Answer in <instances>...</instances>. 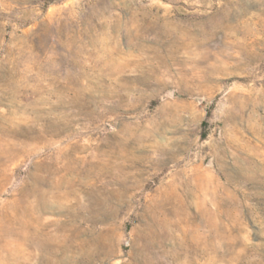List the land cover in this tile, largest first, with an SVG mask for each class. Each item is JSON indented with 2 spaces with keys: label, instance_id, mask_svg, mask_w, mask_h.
<instances>
[{
  "label": "rangeland",
  "instance_id": "rangeland-1",
  "mask_svg": "<svg viewBox=\"0 0 264 264\" xmlns=\"http://www.w3.org/2000/svg\"><path fill=\"white\" fill-rule=\"evenodd\" d=\"M0 264H264V0H0Z\"/></svg>",
  "mask_w": 264,
  "mask_h": 264
}]
</instances>
